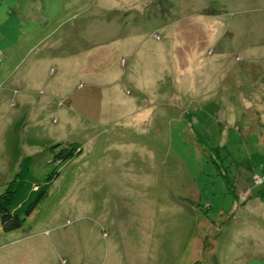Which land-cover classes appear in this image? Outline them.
Instances as JSON below:
<instances>
[{
	"label": "rangeland",
	"instance_id": "rangeland-1",
	"mask_svg": "<svg viewBox=\"0 0 264 264\" xmlns=\"http://www.w3.org/2000/svg\"><path fill=\"white\" fill-rule=\"evenodd\" d=\"M263 103L264 0H0V264H264Z\"/></svg>",
	"mask_w": 264,
	"mask_h": 264
},
{
	"label": "trees",
	"instance_id": "trees-1",
	"mask_svg": "<svg viewBox=\"0 0 264 264\" xmlns=\"http://www.w3.org/2000/svg\"><path fill=\"white\" fill-rule=\"evenodd\" d=\"M52 147L57 149L54 158H57L58 162H62L80 151L76 141H58ZM56 175L57 171L54 170L40 183L31 178H25L21 172H16L14 177L8 181L4 190L0 192L1 228L9 231L20 227L25 217L30 214L37 202L47 193L49 185ZM252 179L254 182V178ZM228 180L227 178L226 181ZM257 184L260 186L255 191H249L247 188L248 193L243 198L247 199L249 195H254L264 200V180ZM235 196L237 197V194ZM240 196L241 194L238 195L239 198ZM195 262L200 264L199 260H195ZM213 264H216L215 261H213Z\"/></svg>",
	"mask_w": 264,
	"mask_h": 264
},
{
	"label": "crops",
	"instance_id": "crops-1",
	"mask_svg": "<svg viewBox=\"0 0 264 264\" xmlns=\"http://www.w3.org/2000/svg\"><path fill=\"white\" fill-rule=\"evenodd\" d=\"M126 42H127V39L126 38H124V39H122V40H120V42H119V45H124V44H126ZM153 79H155L156 80V74H154L153 75V77H152V80ZM105 83H107V78L106 79H104L103 81H101V82H99L98 84L96 83V87H95V89H94V91H93V94H94V97H95V95L97 94V92H98V90H100L103 94H105L106 95V97H111V95L113 94V90H109V89H107V87H101L102 85H104ZM95 99V98H94ZM110 99V98H109ZM98 102L96 101V99H95V106H96V109H98ZM264 104V103H263ZM263 104L262 105H260V108H255L254 110L256 111V112H259L260 110H261V108L263 107ZM102 107H103V110H106V112H107V108L104 106V105H102V104H100ZM263 110V109H262ZM106 115H110V113H106ZM24 247H25V249H24V251H23V254H22V256H24V261H21V262H19V264H21V263H23V264H35V261H33V255H32V253H33V251H34V249H33V247L32 246H30V245H24ZM25 262V263H24ZM36 263L37 264H42L41 263V259L39 258L37 261H36Z\"/></svg>",
	"mask_w": 264,
	"mask_h": 264
},
{
	"label": "built area",
	"instance_id": "built-area-1",
	"mask_svg": "<svg viewBox=\"0 0 264 264\" xmlns=\"http://www.w3.org/2000/svg\"><path fill=\"white\" fill-rule=\"evenodd\" d=\"M264 180V175H256L254 176V182L255 183H261Z\"/></svg>",
	"mask_w": 264,
	"mask_h": 264
}]
</instances>
